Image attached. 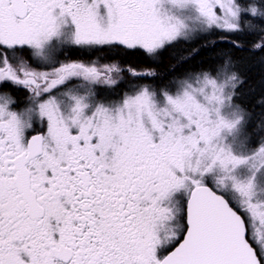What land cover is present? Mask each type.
<instances>
[{
	"label": "snow or ice",
	"instance_id": "obj_1",
	"mask_svg": "<svg viewBox=\"0 0 264 264\" xmlns=\"http://www.w3.org/2000/svg\"><path fill=\"white\" fill-rule=\"evenodd\" d=\"M242 36L264 0H0V264H264V92L183 67Z\"/></svg>",
	"mask_w": 264,
	"mask_h": 264
},
{
	"label": "trees",
	"instance_id": "obj_2",
	"mask_svg": "<svg viewBox=\"0 0 264 264\" xmlns=\"http://www.w3.org/2000/svg\"><path fill=\"white\" fill-rule=\"evenodd\" d=\"M210 39H218L216 37H211ZM236 37H228L227 40L219 41L217 46L207 49H202L200 54L196 56L189 64L183 67H193L199 65L202 61L205 64H211L216 62L215 57L217 54L222 52H230L236 59L238 69L241 76L244 78L245 83L240 89L241 99L248 102L253 96H258L261 92H264V51L250 50L252 43L257 39L255 36H242L239 38V43L242 45L241 48H234L228 40H234ZM192 47L188 44L177 45L173 49H169L163 53L161 57L162 69H166L167 66L173 63L178 58L187 54V49ZM70 56L77 55L76 53H69ZM98 55H113L101 53ZM117 59L138 67H146L147 62L144 57L138 53H121L116 57Z\"/></svg>",
	"mask_w": 264,
	"mask_h": 264
},
{
	"label": "flooded vegetation",
	"instance_id": "obj_3",
	"mask_svg": "<svg viewBox=\"0 0 264 264\" xmlns=\"http://www.w3.org/2000/svg\"><path fill=\"white\" fill-rule=\"evenodd\" d=\"M74 57V56H73Z\"/></svg>",
	"mask_w": 264,
	"mask_h": 264
}]
</instances>
